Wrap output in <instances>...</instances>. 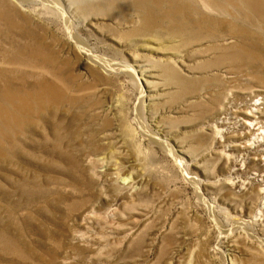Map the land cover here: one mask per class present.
<instances>
[{"label":"rangeland","instance_id":"374dc122","mask_svg":"<svg viewBox=\"0 0 264 264\" xmlns=\"http://www.w3.org/2000/svg\"><path fill=\"white\" fill-rule=\"evenodd\" d=\"M263 90L264 0H0V264H264Z\"/></svg>","mask_w":264,"mask_h":264},{"label":"bare ground","instance_id":"6f19581e","mask_svg":"<svg viewBox=\"0 0 264 264\" xmlns=\"http://www.w3.org/2000/svg\"><path fill=\"white\" fill-rule=\"evenodd\" d=\"M131 68L136 73V70L133 67ZM263 106H264V90L257 92L255 96L252 97V102L249 105L250 107L249 110L246 111V113L240 119L241 127L239 129H241L243 132L244 131L247 132L248 134L249 133L251 134L252 132L256 131L255 134L257 135L255 134L254 135L257 136V140L254 138L252 139V142H250L251 144H254V145H257L260 141H264V108ZM123 181L128 182V177H123ZM249 181L250 180H248V182ZM245 184L246 182L242 180L241 185H245ZM262 192L264 195V189L262 190ZM259 214H261V211L259 212Z\"/></svg>","mask_w":264,"mask_h":264}]
</instances>
